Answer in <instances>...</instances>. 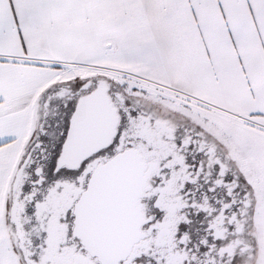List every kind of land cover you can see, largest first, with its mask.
<instances>
[{
	"label": "snow or ice",
	"instance_id": "snow-or-ice-1",
	"mask_svg": "<svg viewBox=\"0 0 264 264\" xmlns=\"http://www.w3.org/2000/svg\"><path fill=\"white\" fill-rule=\"evenodd\" d=\"M0 264H264V0H0Z\"/></svg>",
	"mask_w": 264,
	"mask_h": 264
}]
</instances>
